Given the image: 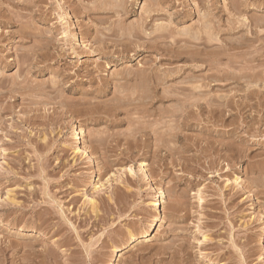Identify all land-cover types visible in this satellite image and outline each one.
<instances>
[{"label":"rangeland","instance_id":"374dc122","mask_svg":"<svg viewBox=\"0 0 264 264\" xmlns=\"http://www.w3.org/2000/svg\"><path fill=\"white\" fill-rule=\"evenodd\" d=\"M0 264H264V0H0Z\"/></svg>","mask_w":264,"mask_h":264},{"label":"bare ground","instance_id":"6f19581e","mask_svg":"<svg viewBox=\"0 0 264 264\" xmlns=\"http://www.w3.org/2000/svg\"><path fill=\"white\" fill-rule=\"evenodd\" d=\"M134 84V83H133ZM192 86V85H191ZM193 86H195V85H193ZM122 87V86H121ZM190 88V87H189ZM195 88V87H194ZM116 89H117V87H116ZM146 89V88H145ZM200 89V88H199ZM187 90V89H186ZM190 90H194V89H190ZM143 92V91H142ZM134 93V92H133ZM165 93V92H164ZM167 93V92H166ZM192 93V92H191ZM121 94H122V92H121ZM124 94V93H123ZM194 95V94H193ZM122 96V95H121ZM121 96H119V97H121ZM132 96V95H131ZM137 98V97H136ZM222 98V97H221ZM117 99V98H116ZM131 99V98H130ZM147 99V98H146ZM133 100V99H132ZM139 100V99H138ZM127 101V100H126ZM129 101V100H128ZM191 101V100H190ZM200 102V101H199ZM203 102V101H202ZM218 102V101H217ZM216 102V103H217ZM225 102V101H224ZM120 103V102H119ZM208 103V102H207ZM210 104V103H209ZM143 109V108H142ZM128 111V110H127ZM133 112H135V111H133ZM180 113H181V111H180ZM131 115V114H130ZM133 115V114H132ZM180 115V114H179ZM171 116V115H170ZM159 118V117H158ZM144 119V118H143ZM167 119V118H166ZM180 119V118H179ZM135 120V119H134ZM136 120H137V118H136ZM135 120V121H136ZM140 120V119H139ZM176 120V119H175ZM168 121V120H167ZM145 122V121H144ZM146 123V122H145ZM149 123V122H148ZM158 123H160V122H158ZM175 123V122H174ZM133 124V123H132ZM167 124V123H166ZM137 125V124H136ZM154 125V124H153ZM147 126V125H146ZM150 126V125H149ZM157 126V125H156ZM155 126V127H156ZM140 128V127H139ZM172 128V127H171ZM175 128V127H174ZM136 129V128H135ZM144 129V128H143ZM157 129V128H156ZM134 130V129H133ZM138 131V130H137ZM151 131H152V129H151ZM164 131V130H163ZM180 131V130H179ZM128 135V134H127ZM203 136V135H202ZM167 139V138H166ZM124 140V139H123ZM160 141H161V139H160ZM155 143V142H154ZM175 147V146H174ZM142 166H141V170H143V163L141 164Z\"/></svg>","mask_w":264,"mask_h":264}]
</instances>
